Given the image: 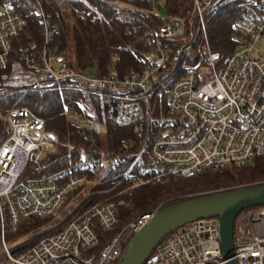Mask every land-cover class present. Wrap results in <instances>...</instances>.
I'll return each instance as SVG.
<instances>
[{
  "label": "built area",
  "instance_id": "2783aa9c",
  "mask_svg": "<svg viewBox=\"0 0 264 264\" xmlns=\"http://www.w3.org/2000/svg\"><path fill=\"white\" fill-rule=\"evenodd\" d=\"M28 1L41 23L40 48L18 10L21 0H0V101L74 84L86 100L67 104L65 120L103 146L95 154L83 151L63 169L45 172L44 159L58 153L56 136L29 108L8 110L4 119L10 134L0 144V264H117L130 239L160 210L118 227L123 196L264 156V0H189L176 12L166 0L164 20L152 0L148 6L102 0L137 20L154 22L143 37L147 51L142 68L122 79L79 70L71 49L62 52L55 44L60 24L45 7L64 12L70 22L71 4H85L83 0ZM230 3L237 10L230 34L234 47L223 57L212 50L206 23ZM117 23L134 30V23ZM19 37L24 42L15 48ZM13 53L17 56L11 60ZM92 96L99 99L101 116ZM109 123L130 129L133 136L121 135ZM74 150L68 145L67 155ZM123 161L121 178L108 181ZM76 191L82 197L54 222ZM30 219L49 221L25 234L26 247L9 244L7 236ZM220 239L219 219H199L170 233L144 264H226ZM230 260L264 264V206L236 217Z\"/></svg>",
  "mask_w": 264,
  "mask_h": 264
},
{
  "label": "trees",
  "instance_id": "16d2710c",
  "mask_svg": "<svg viewBox=\"0 0 264 264\" xmlns=\"http://www.w3.org/2000/svg\"><path fill=\"white\" fill-rule=\"evenodd\" d=\"M83 1L85 4L79 1L71 4V23L65 21L64 12L56 13L51 7H45L46 11L50 12L60 24V30L55 38L59 51L71 49L72 61L79 70H95L99 76L110 72L122 79L129 73L140 70L147 51L143 37L153 27L154 22L148 19L137 20L136 15L128 13L129 23L135 25L133 31H127L117 23V21H122L118 17L120 13L118 10L106 5L102 0ZM188 1L169 0L170 10L176 12ZM21 2L20 4L23 5L18 7V10L26 20L32 39L40 48L43 39L42 29L41 23L33 14L34 5L28 0H21ZM135 4L148 6L151 0L148 2L136 0ZM90 9L115 18L117 21L97 17ZM236 15V6L233 3L226 4L212 14L206 23L210 46L213 51L220 53L223 57L234 47L230 34ZM19 42H24L23 37H19V40L14 42L15 48ZM16 56L13 53L11 60H14ZM1 74L0 70V76ZM82 100L86 98L74 84L6 96L0 101V137L6 136L7 133L4 115L8 110L14 107L29 108L45 121L46 129L56 136L59 143L58 153L44 159L45 172L63 169L79 160L83 151L88 155L95 154L103 146V142L98 139L91 142L87 130L70 125L65 120L64 107ZM91 100L101 116L99 99L92 96ZM109 125L123 136H133L130 129L116 128L111 123ZM68 145L75 147L70 156L67 155ZM126 164V161H123L108 181L120 179ZM255 182H264V156L254 158L250 164L245 166L209 171L190 179H178L163 184L144 186L132 191L131 195L123 197L126 205L119 208L118 227L162 203L171 205L186 200L188 197L191 198L190 196L193 197L197 193L210 194ZM48 221L47 219L24 221L15 233L7 236V240L36 230Z\"/></svg>",
  "mask_w": 264,
  "mask_h": 264
},
{
  "label": "water",
  "instance_id": "95a60500",
  "mask_svg": "<svg viewBox=\"0 0 264 264\" xmlns=\"http://www.w3.org/2000/svg\"><path fill=\"white\" fill-rule=\"evenodd\" d=\"M264 206V183L199 195L167 205L130 239L117 264H144L154 249L172 232L187 223L217 218L221 226V249L226 264L233 257L236 217L253 207Z\"/></svg>",
  "mask_w": 264,
  "mask_h": 264
},
{
  "label": "rangeland",
  "instance_id": "374dc122",
  "mask_svg": "<svg viewBox=\"0 0 264 264\" xmlns=\"http://www.w3.org/2000/svg\"><path fill=\"white\" fill-rule=\"evenodd\" d=\"M138 1V0H137ZM165 1L166 0H152V2H153V5H154V7H155V9H156V6L158 7H160V10H157V12L160 14V17H161V19L162 20H164L165 18H166V16H167V10H166V8H165ZM120 13H119V15H118V17H119V19L120 20H122V21H124V22H126V23H129V18H128V16H127V14H128V12L127 11H124V10H118ZM71 23V22H70ZM261 49H262V51L264 52V44L263 45H261ZM76 67V66H75ZM4 122L6 123V121H5V119H4ZM5 131L7 132L6 133V136H4V137H0V144L9 136V127H8V125H7V123H6V126H5ZM264 182H255V183H251V184H246V185H240V186H236V187H231L230 189H224V190H220V191H216V192H221V191H226V190H231V189H234V188H239V187H246V186H252V185H257V184H263ZM216 192H212V193H216ZM205 193H197V194H195V195H193V197L194 196H199V195H204ZM82 197V195H81V193L79 192V191H76V194L75 195H73L72 196V200L71 199H68L67 200V203H66V206H62V208H60L57 212H56V214L54 215V222H57V221H59L62 217H63V215L65 214V213H67L70 209H72L73 208V206L75 205V203L80 199ZM124 197V196H123ZM190 197H192V196H190ZM189 198V197H188ZM167 205H169V204H164V203H162V204H159L158 206H156L155 208H153L152 210H150V211H156V210H158V209H161V208H164L165 206H167ZM140 216V215H139ZM138 217V216H137ZM137 217H135V218H137ZM134 218V219H135ZM133 220V219H132ZM48 224V223H47ZM47 224H45V225H43L42 227H44V226H47ZM42 227H40V228H42ZM39 228V229H40ZM37 230V229H36ZM26 241V236H25V234H23L22 236H20V237H14V238H12V239H8V243L9 244H15V243H19V242H21L22 243V246L23 247H26V245H27V242H25Z\"/></svg>",
  "mask_w": 264,
  "mask_h": 264
}]
</instances>
